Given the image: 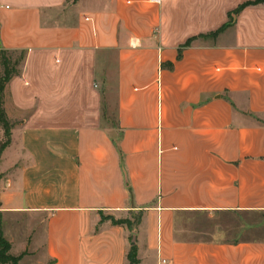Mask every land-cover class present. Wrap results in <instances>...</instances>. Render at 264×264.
I'll use <instances>...</instances> for the list:
<instances>
[{
	"label": "crops",
	"instance_id": "0c3cea01",
	"mask_svg": "<svg viewBox=\"0 0 264 264\" xmlns=\"http://www.w3.org/2000/svg\"><path fill=\"white\" fill-rule=\"evenodd\" d=\"M245 1L0 0V50L23 54L1 100L17 264H264V237L181 220L264 213V2Z\"/></svg>",
	"mask_w": 264,
	"mask_h": 264
},
{
	"label": "rangeland",
	"instance_id": "374dc122",
	"mask_svg": "<svg viewBox=\"0 0 264 264\" xmlns=\"http://www.w3.org/2000/svg\"><path fill=\"white\" fill-rule=\"evenodd\" d=\"M17 55L15 53L12 57H17ZM1 138L4 139L2 134ZM131 218L133 221L136 220L134 215H131ZM187 218L196 221V223L191 224L194 228H199L203 237L216 233L241 239L264 237V213H240L239 215L213 213L194 215L193 219L187 215L182 217L181 220L184 221Z\"/></svg>",
	"mask_w": 264,
	"mask_h": 264
},
{
	"label": "trees",
	"instance_id": "16d2710c",
	"mask_svg": "<svg viewBox=\"0 0 264 264\" xmlns=\"http://www.w3.org/2000/svg\"><path fill=\"white\" fill-rule=\"evenodd\" d=\"M264 2V0H253V1H245L241 3L233 12L237 13L239 10L243 9L248 5H253L257 3ZM23 54H20L16 59L12 60L11 52L8 50L1 49L0 50V129L2 131V135L4 139L0 138V154L2 150L9 144L10 142V128L11 124L9 123L6 115L4 113L3 108L1 107V100L3 95V90L9 80L18 73L17 66L22 61ZM114 223L118 224L121 221H113ZM10 244L5 241L0 233V263L1 264H17L19 256H12L9 253ZM128 260L130 264H136L135 252L133 247L131 248L128 254Z\"/></svg>",
	"mask_w": 264,
	"mask_h": 264
},
{
	"label": "built area",
	"instance_id": "2783aa9c",
	"mask_svg": "<svg viewBox=\"0 0 264 264\" xmlns=\"http://www.w3.org/2000/svg\"><path fill=\"white\" fill-rule=\"evenodd\" d=\"M149 1H151V2H156V3L159 2V0H149Z\"/></svg>",
	"mask_w": 264,
	"mask_h": 264
}]
</instances>
